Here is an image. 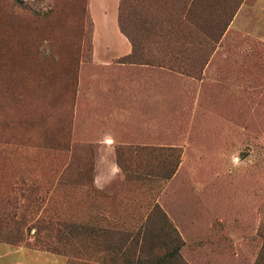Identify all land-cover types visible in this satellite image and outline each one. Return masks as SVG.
Wrapping results in <instances>:
<instances>
[{"label": "rangeland", "instance_id": "1", "mask_svg": "<svg viewBox=\"0 0 264 264\" xmlns=\"http://www.w3.org/2000/svg\"><path fill=\"white\" fill-rule=\"evenodd\" d=\"M213 2L200 17L230 19L210 53L185 50L200 39H181L175 12L146 64L119 62L121 0H0V264H127L119 247L141 245L264 264V0ZM148 146L176 150L171 178L118 163L127 147L143 166Z\"/></svg>", "mask_w": 264, "mask_h": 264}, {"label": "trees", "instance_id": "2", "mask_svg": "<svg viewBox=\"0 0 264 264\" xmlns=\"http://www.w3.org/2000/svg\"><path fill=\"white\" fill-rule=\"evenodd\" d=\"M213 1L214 0H121L118 14V23L121 32L131 42L132 51L130 54L120 58L119 62H140L138 58L143 56V41L155 37L160 39L161 43L164 38V33H168L167 25H169H166L167 19L163 15L169 14L170 16L172 13L175 14V12L177 26L183 29L182 34L186 35L181 39H184L186 42H189V39L194 37H198L200 39L197 45L195 43L190 47H185V50H189L191 48L192 52L207 51L210 53L213 47L211 43H216L221 39L230 19L229 18L220 27H214L209 20L200 17L199 14L206 13L212 3H218ZM222 2L225 5L235 3V10L237 9L239 4L238 2H240V0H222ZM219 3L221 4L220 1ZM221 8V10L225 13L226 11L222 4ZM234 10L233 12L231 10L230 13V9H228L227 14L229 16L231 14L230 17H232L235 13ZM204 58L200 63L203 67L208 61V57L205 56ZM140 63L148 64L150 62L143 61ZM126 149L128 148L119 147L117 149V160L123 170L128 173V176H160L169 179L174 175L180 162V156L177 154L175 149L148 146L138 148L137 155L145 153V155L148 156V163L152 165L148 166V163H144V167V165L142 166L143 163H136L135 161V164L130 166L128 164L129 161L125 158V151H128ZM133 152L135 151L133 150ZM161 213L167 220L165 213L162 211ZM61 226H64V228L59 226L58 228L60 232L58 234H62L65 228L67 230V228L69 229L71 227L69 224L65 223H63ZM47 230L50 232L49 228ZM137 234L141 236L140 231L137 232ZM145 234L146 233H144L141 237L142 241L146 238ZM139 235L137 236L139 237ZM176 238L179 239L178 234L174 231L173 235L171 234L170 239L176 240ZM155 249L156 248L144 249V245H141L139 251L136 250V252L134 251L131 254V250H129L128 247H119L118 253L125 256V262L127 264H135V259L137 260V264H177V262L180 260L179 253L166 252L165 255L159 257V253L154 254ZM127 256H130V258ZM156 258H159V260H156ZM149 259L152 260L151 263L148 261Z\"/></svg>", "mask_w": 264, "mask_h": 264}, {"label": "crops", "instance_id": "3", "mask_svg": "<svg viewBox=\"0 0 264 264\" xmlns=\"http://www.w3.org/2000/svg\"><path fill=\"white\" fill-rule=\"evenodd\" d=\"M122 44L124 45V47H126L125 50H124L125 54H128L131 51L130 45L125 43L124 41L122 42ZM120 56H122V55H120ZM146 86L144 85V87H143L142 91L140 92V94H142L143 91H151V88H146ZM135 92L131 93L130 97L131 96H136ZM132 102L138 103L139 100H133ZM110 118L111 117H107L104 121H108ZM113 122H114V120L112 121V123ZM114 135H115V130L107 132V133H103L102 132V136L100 135L99 140H98L97 143L100 144V145L103 144L102 147H103L104 150H108L109 153H113V151H114L113 149H114V145H115V141H116V139H115L116 137Z\"/></svg>", "mask_w": 264, "mask_h": 264}]
</instances>
